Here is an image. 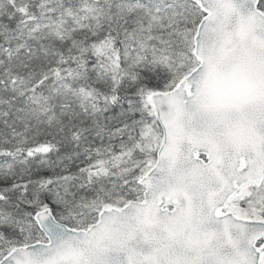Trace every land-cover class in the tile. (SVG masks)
<instances>
[{
    "label": "snow or ice",
    "instance_id": "6c2138e0",
    "mask_svg": "<svg viewBox=\"0 0 264 264\" xmlns=\"http://www.w3.org/2000/svg\"><path fill=\"white\" fill-rule=\"evenodd\" d=\"M0 264H264V0H0Z\"/></svg>",
    "mask_w": 264,
    "mask_h": 264
}]
</instances>
